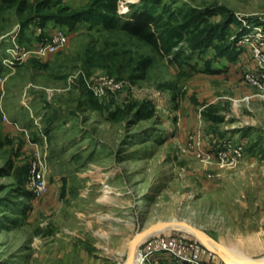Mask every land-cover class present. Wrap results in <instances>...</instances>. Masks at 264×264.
I'll return each instance as SVG.
<instances>
[{
  "label": "rangeland",
  "instance_id": "obj_1",
  "mask_svg": "<svg viewBox=\"0 0 264 264\" xmlns=\"http://www.w3.org/2000/svg\"><path fill=\"white\" fill-rule=\"evenodd\" d=\"M34 1L0 0V264H125L136 235L181 220L237 257L263 258L264 0H160L202 18L165 51L80 23L45 56L33 49L52 28L30 23ZM151 1L121 0L119 15ZM201 37L211 45L193 48ZM91 49L103 65L86 62ZM139 245L151 264H179L175 245L226 264L188 232Z\"/></svg>",
  "mask_w": 264,
  "mask_h": 264
},
{
  "label": "trees",
  "instance_id": "obj_2",
  "mask_svg": "<svg viewBox=\"0 0 264 264\" xmlns=\"http://www.w3.org/2000/svg\"><path fill=\"white\" fill-rule=\"evenodd\" d=\"M3 1L10 2L11 0ZM53 1L35 0L28 4L32 14L30 23L38 25L43 31L48 26L51 28L64 27L70 31L80 23L86 24L89 30L93 28L105 31L117 30L164 51L171 47L174 33L176 37H182L185 29L194 27L198 21L202 20L193 10L181 17L166 4H160V0H153L132 8L129 18L125 21L119 15L121 0H87L85 7L80 9L60 5V0ZM156 10L159 13L155 12ZM157 27L163 28L164 31L160 33ZM190 45L193 48L196 45L198 47L211 45V40L206 41L201 37ZM177 58L185 59L187 56L178 53ZM101 59L100 53L91 49L86 62L91 66H100L103 65ZM146 67L144 61L138 62L135 66V69L141 72L140 78L143 77Z\"/></svg>",
  "mask_w": 264,
  "mask_h": 264
},
{
  "label": "built area",
  "instance_id": "obj_3",
  "mask_svg": "<svg viewBox=\"0 0 264 264\" xmlns=\"http://www.w3.org/2000/svg\"><path fill=\"white\" fill-rule=\"evenodd\" d=\"M68 41V30L64 27H54L51 30V36L50 39H46L44 42H41L33 51L37 56H45L48 54H54L61 50L65 44ZM23 59V54L21 56H17L16 60ZM100 80L103 81V84H108L111 85L112 82L110 80H107L106 78H100ZM102 84V83H101ZM89 88L95 93L99 94L101 88L100 82L97 84H90ZM241 147H238L234 150V153L236 155H239L241 152ZM37 155H39L37 153ZM30 176L28 177L29 183L31 185V189L34 191V194H40L41 191L44 189L45 190V182L41 174V165H40V160H38L36 157L33 159L31 163V168H30ZM176 243V240L170 243L171 246ZM173 256H175L176 262L179 264L185 263V264H202L199 258V253L198 250H190L189 255H184L183 254V249L181 247H177L175 245V249L168 247L167 248ZM156 250V249H155ZM140 256H141V262L140 264H151L147 260V256L149 253L152 252L151 249L148 247L144 246L143 249H139Z\"/></svg>",
  "mask_w": 264,
  "mask_h": 264
},
{
  "label": "bare ground",
  "instance_id": "obj_4",
  "mask_svg": "<svg viewBox=\"0 0 264 264\" xmlns=\"http://www.w3.org/2000/svg\"><path fill=\"white\" fill-rule=\"evenodd\" d=\"M160 222H163V221H160ZM144 231L138 234L140 236L136 235L135 239L132 240L129 244L128 253L130 256V260L127 261L128 264H140L141 262V256H140L138 246H139V243L141 241H144L145 238L148 236L147 234L144 233ZM200 241L204 244L206 248L220 254L222 258L225 260L226 264L228 263L229 264H244L245 262H247V264H263L264 263V257L258 260H248V259L240 258V257L239 259H234L233 257H231L229 254L225 252L226 249L224 247H222L221 245H219L218 243H216L210 238L203 237L201 238Z\"/></svg>",
  "mask_w": 264,
  "mask_h": 264
},
{
  "label": "water",
  "instance_id": "obj_5",
  "mask_svg": "<svg viewBox=\"0 0 264 264\" xmlns=\"http://www.w3.org/2000/svg\"><path fill=\"white\" fill-rule=\"evenodd\" d=\"M164 230H172V231H183V232H188L191 235H193L196 239H198L199 241L201 240V238L203 237H207L209 238L206 234H204L203 232L199 231L198 229H196L192 224L188 223L185 220H181V221H163V222H157L156 224H153L152 226L148 227L144 233L147 234L148 236L145 238V240L153 235L154 233L160 232V231H164ZM135 239V238H134ZM133 239V240H134ZM144 240V241H145ZM201 242V241H200ZM202 243V242H201ZM203 244V243H202ZM204 245V244H203ZM140 246V245H139ZM206 248V247H205ZM208 249V248H206ZM209 251H211L213 254L217 255L218 258L222 259L224 262L225 260L222 258V256L220 254H218L215 251H212L210 249H208ZM225 252L227 254H229L231 257H233L234 259H239V257L227 252L225 250ZM130 260V256L128 253V258L125 262V264H128L127 261ZM243 260V259H242ZM244 264H247V262H245ZM264 264V263H263Z\"/></svg>",
  "mask_w": 264,
  "mask_h": 264
}]
</instances>
